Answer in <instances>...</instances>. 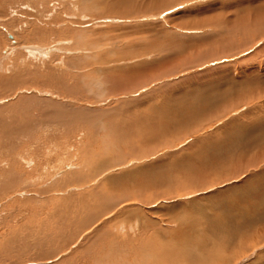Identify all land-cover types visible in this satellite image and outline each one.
I'll return each instance as SVG.
<instances>
[{"label": "rangeland", "instance_id": "rangeland-1", "mask_svg": "<svg viewBox=\"0 0 264 264\" xmlns=\"http://www.w3.org/2000/svg\"><path fill=\"white\" fill-rule=\"evenodd\" d=\"M0 264H264V0H0Z\"/></svg>", "mask_w": 264, "mask_h": 264}, {"label": "bare ground", "instance_id": "bare-ground-1", "mask_svg": "<svg viewBox=\"0 0 264 264\" xmlns=\"http://www.w3.org/2000/svg\"><path fill=\"white\" fill-rule=\"evenodd\" d=\"M140 3H141V2H140ZM142 3H143V2H142ZM142 3H141V4H142ZM144 3H146V2H144ZM153 3H154V1H153ZM148 4L150 5L151 2L148 3ZM148 4L145 5L146 8L149 7V6L147 7ZM113 5H114V4H113ZM132 5H133V4H132ZM142 5H144V4H142ZM130 7H131V6H130ZM131 8H132V7H131ZM142 8H143V7H142ZM115 9H116V8H115ZM115 9L110 8V9H108V10L111 11V12H113ZM129 9H130V8H129ZM133 9H134V8H133ZM133 9H132L131 11L126 12V13H128V14H129V13L133 14V13H132ZM148 9H149V8H148ZM150 9H151V8H150ZM141 10H143V9H141ZM115 12H116V15H117V13H118V15H120V17H124V16H121V15H123V14H122L119 10H115ZM115 12H114V15H115ZM122 12H125V11H122ZM140 12H141V11H140ZM140 12H139V16H140L141 14L144 13V12H142V13L140 14ZM147 13H149V12H147ZM101 14H102V13H101ZM111 14H112V16H114L113 13H111ZM97 15H98V14H97ZM102 15L105 16L106 14L104 13V14H102ZM124 15H125V13H124ZM134 15H135V14H134ZM137 15H138V14H137ZM95 16H96V15H95ZM112 16H111V17H112ZM129 16H130V15H129ZM125 17H128V16H125ZM140 17H141V16H140ZM142 17H143V16H142ZM100 18H101V17H100ZM130 18H132V16H130ZM101 19H102V18H101ZM95 20H97V18H96ZM119 20H120V19H119ZM262 21H263V20H262ZM261 25H262V24H261ZM38 51H39V50H38ZM6 54H7V53H6ZM231 54H232V53H231ZM232 55H234V54H232ZM23 84H24V83H23ZM7 91H8V90H7ZM246 98H247V97H246ZM247 99H248V98H247ZM252 99H253V98H252ZM239 106H240V105H239ZM235 108H236V107H235ZM59 109H60V108H59ZM54 118H55V117H54ZM246 139H248V138H246ZM256 140H257V139L255 138V139H252L251 141L255 142V144H256V143H258V141H256ZM233 172H234V171H233ZM48 253H49V252H48Z\"/></svg>", "mask_w": 264, "mask_h": 264}, {"label": "snow or ice", "instance_id": "snow-or-ice-1", "mask_svg": "<svg viewBox=\"0 0 264 264\" xmlns=\"http://www.w3.org/2000/svg\"><path fill=\"white\" fill-rule=\"evenodd\" d=\"M181 7H184L183 5H181ZM112 179L116 182H119L121 180H123V177H119V176H113Z\"/></svg>", "mask_w": 264, "mask_h": 264}]
</instances>
